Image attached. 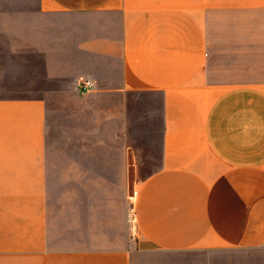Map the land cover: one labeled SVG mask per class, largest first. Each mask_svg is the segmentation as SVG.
<instances>
[{
	"label": "crops",
	"instance_id": "1",
	"mask_svg": "<svg viewBox=\"0 0 264 264\" xmlns=\"http://www.w3.org/2000/svg\"><path fill=\"white\" fill-rule=\"evenodd\" d=\"M1 57L0 264H264V0H0Z\"/></svg>",
	"mask_w": 264,
	"mask_h": 264
},
{
	"label": "rangeland",
	"instance_id": "2",
	"mask_svg": "<svg viewBox=\"0 0 264 264\" xmlns=\"http://www.w3.org/2000/svg\"><path fill=\"white\" fill-rule=\"evenodd\" d=\"M2 60V57L0 58ZM0 84H2L0 82ZM7 88H10V87H0V93L2 92H5V93H8L9 89ZM67 122H69V125L66 123L65 125H67V138L64 137V138H60L59 135L57 134L56 130L53 129V133L49 136V146H50V149H51V157L53 159H55L56 155H57V152L56 151V147L61 144H72V143H76V144H83V143H87L88 142V137L83 134L82 135V132L80 133L79 131L84 127V124L86 122H83L80 124V126H76V130L73 134L72 132V128H71V120H67ZM86 126V125H85ZM77 133V134H76ZM58 141H57V140ZM61 139H66V140H61ZM66 154L68 153H59V158H66Z\"/></svg>",
	"mask_w": 264,
	"mask_h": 264
},
{
	"label": "built area",
	"instance_id": "3",
	"mask_svg": "<svg viewBox=\"0 0 264 264\" xmlns=\"http://www.w3.org/2000/svg\"><path fill=\"white\" fill-rule=\"evenodd\" d=\"M82 85H83V88L84 89H86V88H88V87H90L91 86V83H90V81L89 80H86V81H84L83 83H82ZM135 215L134 214H131L130 216H129V221L131 222V223H135Z\"/></svg>",
	"mask_w": 264,
	"mask_h": 264
}]
</instances>
